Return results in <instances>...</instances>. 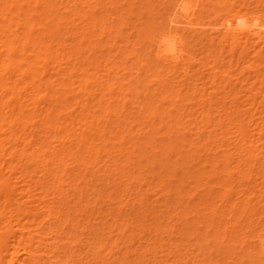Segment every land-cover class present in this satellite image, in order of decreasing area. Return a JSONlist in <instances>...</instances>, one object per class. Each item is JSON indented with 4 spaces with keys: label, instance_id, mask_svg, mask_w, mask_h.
I'll use <instances>...</instances> for the list:
<instances>
[{
    "label": "rangeland",
    "instance_id": "1",
    "mask_svg": "<svg viewBox=\"0 0 264 264\" xmlns=\"http://www.w3.org/2000/svg\"><path fill=\"white\" fill-rule=\"evenodd\" d=\"M9 1L14 9L5 10L8 3L0 7V62H12L16 71L0 72V80L8 86L21 82L14 97L22 110L13 112L23 111L20 120L28 123L8 125L9 114L2 121L7 135L0 137V148L2 144L14 157L5 154L0 166L3 178L15 188L10 186L14 200L8 199L6 212L0 211L5 217L0 215V229L8 222L17 229L13 225L19 221L22 231L37 232L44 221L42 231L55 230V236L50 245L36 247L42 257L52 253L55 264H264V33L243 42L248 31L264 29V0H195L199 5L192 0L196 21L189 25L184 16H174L176 0H30L20 16L16 10L24 0ZM27 21L34 25L30 33ZM91 24L98 26L90 28ZM151 24L154 31L148 29ZM167 25L187 35L189 48L183 59L189 65L158 61L155 35ZM25 28L29 44L22 48L21 42L11 40ZM44 44L50 51L40 49ZM11 45L16 47L13 56ZM16 59L27 65L23 69L31 65L35 76L21 77ZM43 84L51 87L45 90ZM65 96L66 104L60 102ZM8 103L5 112L12 110ZM52 125L64 133L51 131ZM37 142L47 154L42 148L35 151ZM80 143L84 146L79 150ZM40 199L43 209L36 206ZM8 209L32 210L35 216L31 212L20 217L14 211L15 216L10 215Z\"/></svg>",
    "mask_w": 264,
    "mask_h": 264
},
{
    "label": "bare ground",
    "instance_id": "2",
    "mask_svg": "<svg viewBox=\"0 0 264 264\" xmlns=\"http://www.w3.org/2000/svg\"><path fill=\"white\" fill-rule=\"evenodd\" d=\"M34 1V0H33ZM101 1V0H100ZM174 2H175V0H173ZM192 0H176V2L174 3V6H173V9H174V16H184V18L187 20H185L186 22H187V24L189 25V24H191L190 22H192V21H194L195 19V17L194 18H192L194 15V13H193V7H194V3L192 4L193 5V7L192 8H190L192 5H191V2ZM195 1V0H194ZM219 1H221V0H219ZM24 4H20V7L18 8V11L16 10V12L18 13L17 15H19L20 16V14H21V12L22 11H24L25 10V8H26V6L27 5H30V3H31V1L30 0H27V2L24 0ZM29 2V3H28ZM36 2V1H35ZM262 2H264V1H262ZM4 3H12V1H9V0H6V1H4V2H0V7H1V5H3ZM27 3V4H26ZM62 3V2H61ZM97 3H98V1H97ZM209 3V2H208ZM219 3V2H218ZM217 3V4H218ZM9 4V6L8 7H6L5 8V10L7 9V10H11V9H14L15 8V6L14 5H10ZM197 3H196V1H195V5H196ZM207 4V3H206ZM206 4H205V7H206ZM221 4V3H220ZM224 4H225V2H224ZM62 5V4H61ZM197 5H199V2H198V4ZM261 5V4H260ZM204 6V5H203ZM215 6V5H214ZM58 7V6H57ZM216 7V6H215ZM217 7H219V6H217ZM216 7V8H217ZM224 7H226V6H224ZM27 8H28V6H27ZM198 8V7H197ZM197 8H195V9H197ZM203 8V7H202ZM207 8H208V6H207ZM220 8V7H219ZM221 8H223V6L221 7ZM262 8V7H261ZM58 9V8H57ZM209 9V8H208ZM215 9V8H214ZM258 9V8H257ZM1 10V9H0ZM5 10H2V11H5ZM28 10H30V9H28ZM74 10H76V9H74ZM102 10V9H101ZM199 10V9H198ZM201 10H203V9H201ZM200 10V11H201ZM211 10V9H210ZM262 10V9H261ZM33 11V10H32ZM54 11V10H53ZM107 11H109V10H107ZM161 11V10H160ZM205 11H207V10H205ZM262 11H264V10H262ZM57 13H58V10L56 11ZM72 12V11H71ZM169 12H171V11H169ZM199 12V11H198ZM27 13V12H26ZM44 13V12H43ZM46 13V12H45ZM44 13V14H45ZM51 13V12H50ZM56 13V14H57ZM200 13H202V12H200ZM200 13H199V15H200ZM204 13V12H203ZM206 14H207V12H205ZM93 14H95V13H93ZM168 14V13H167ZM173 13L171 12L170 13V17H173L174 19H178L177 17L175 18L173 15H172ZM96 15V14H95ZM209 15V14H208ZM18 16V17H19ZM58 16V15H57ZM94 16V15H93ZM104 16V15H103ZM262 16V15H261ZM261 16H259V18H261ZM48 17V16H47ZM96 17V16H95ZM168 17V16H167ZM255 17V16H254ZM172 18V19H173ZM49 19V18H48ZM52 19H54V18H52ZM52 19H51V21H52ZM97 19V18H96ZM173 19V20H174ZM193 19V20H192ZM255 19V18H254ZM73 20V19H72ZM88 20V19H87ZM94 20V19H93ZM151 20V19H150ZM192 20V21H191ZM26 20H24V22H25ZM50 21V20H49ZM98 22L99 21H101V20H97ZM148 21V20H147ZM160 21V20H159ZM158 21V22H159ZM179 21V20H178ZM184 21V20H183ZM196 21V20H195ZM153 22V21H152ZM156 23V24H158V26L159 25H162V22L159 24V23ZM173 23L175 22V21H172ZM172 22H171V24H172ZM212 22V21H211ZM3 23L5 24H7V20H3ZM54 23V22H53ZM154 23V22H153ZM193 23V22H192ZM49 24V26H50V23H48ZM101 24V23H100ZM170 24V23H169ZM171 24H170V26H171ZM175 24V23H174ZM174 24H172V25H174ZM203 24H206V23H203ZM58 25V24H57ZM92 25V24H91ZM95 25V26H94ZM207 25H209V24H207ZM9 26H10V24H9ZM15 26L16 27H18L16 30H14L15 32H17L18 31V29H19V27L21 26L20 25V21L19 22H16L15 23ZM26 26H27V29H28V32L30 33V32H32V28H33V23H31V22H29V21H27V24H26ZM48 26V27H49ZM56 26V25H55ZM96 26H98V24H93L90 28H93V27H96ZM157 26V27H158ZM168 26V27H167ZM166 27H167V29H162L161 28V30L159 29V32L157 31V34L155 35V39L156 40H154L153 39V36H152V39L155 41V45H154V48H155V52H156V57L158 58V61L159 60H162L163 62H164V60L166 61V62H169V63H172V61H175V62H179V61H181V63L183 64L182 66L184 67V65H189V64H185V62H184V59L186 58L185 57V53L187 52V49L189 48L188 46H187V41H189V39L188 40H186V39H184V37L185 38H188L187 37V35H183V34H180V33H178V29H172V28H174V26L173 27H169V25H167ZM261 26H262V24H261ZM53 28H54V24H53V26H52ZM51 27V28H52ZM88 27V26H87ZM155 27V26H154ZM165 27V28H166ZM258 27V26H257ZM52 28V29H53ZM89 28V29H90ZM106 28V27H105ZM176 28V27H175ZM1 29V28H0ZM55 29V28H54ZM53 29V30H54ZM102 29V28H101ZM148 29H149V31H151L150 29H153V31H154V28H153V26H152V24L151 25H149L148 26ZM148 29H147V31H146V29L144 30V31H146V32H148ZM158 28H156L155 30H157ZM50 30V29H49ZM51 30L52 31V33H50L49 34V36L51 35V34H53L54 33V31L56 30ZM62 30H64V29H62ZM100 30V29H99ZM107 30V29H106ZM180 31H182L181 29H179ZM42 31V30H41ZM97 31V30H96ZM105 31V30H104ZM43 32H44V30H43ZM45 32H46V29H45ZM90 32H91V30H90ZM100 32H102V31H100ZM185 32V31H184ZM183 32V33H184ZM207 32V31H206ZM205 32V33H206ZM23 33H26V35H27V31H26V28H25V31L23 30L20 34H15L14 35V37H15V39L14 38H12V35H9V37H7V38H12V43L13 44H15V43H19V42H21L22 43V48H25V46H26V44L28 45L29 44V36H26L25 34V36H23ZM84 33V32H83ZM152 33H154V32H152ZM191 33V32H190ZM189 33V34H190ZM196 33V32H195ZM198 33V32H197ZM248 34H250V35H247L246 36V34L245 33H243L242 35H241V37H244V36H246L244 39H245V41H243L244 43H249L250 41H251V39L253 38V35H257V36H259V35H261V33H264V29H260V31L258 30V28H254V29H252V30H250V31H248L247 32ZM85 34V33H84ZM88 34V33H87ZM101 34V33H100ZM150 34V33H149ZM187 34V33H186ZM89 35V34H88ZM87 35V36H88ZM183 35V36H182ZM199 35V34H198ZM84 36V35H83ZM51 37L52 36H50V39H51ZM7 38H6V40H7ZM44 38V37H43ZM194 38H196L195 36H193L191 39L192 40H194ZM203 38V37H202ZM201 38V39H202ZM197 39V38H196ZM200 39V40H201ZM203 39H205V38H203ZM203 39H202V41H203ZM243 39V40H244ZM18 42H17V41ZM48 40V39H47ZM199 40V39H198ZM212 40V39H211ZM250 40V41H249ZM149 41V40H148ZM211 42V41H210ZM47 43V42H46ZM190 43V42H189ZM154 44V43H153ZM213 44V43H212ZM44 45H46V44H44ZM12 46V45H11ZM11 46L9 47V49H8V51H11V54H10V56H13L14 54H12V51H16V47H13V48H11ZM16 46V45H15ZM186 47H188L187 49H186ZM39 48V47H38ZM40 49H42V51H44V52H46V51H50V49H51V46H49V45H46V46H44V47H42V46H40ZM88 49V48H87ZM90 49V48H89ZM193 49V48H192ZM87 51V50H86ZM89 51V50H88ZM243 52V51H242ZM137 53V52H136ZM189 53V52H188ZM249 53V52H248ZM47 54V53H46ZM138 54V53H137ZM138 55H140V54H138ZM190 55V54H189ZM244 55V52L242 53V56ZM248 55V54H247ZM185 57V58H184ZM184 58V59H183ZM153 59H154V57H153ZM152 59V60H153ZM188 59V58H187ZM189 60V59H188ZM140 61V60H139ZM183 61V62H182ZM14 62H16V64L20 67L21 66V70L19 71V74L21 75V77H27V76H29L28 78H30V77H32V75L33 76H35V72L34 71H32V69H33V67L31 66H29V68H26V69H23L22 67L23 66H26L27 67V65L26 64H24V63H22L19 59H16V60H14ZM19 62V63H18ZM142 62V61H141ZM158 63V62H157ZM190 63H191V61H190ZM95 64V63H94ZM150 64V63H149ZM148 64V65H149ZM173 64H175V63H173ZM178 64V63H177ZM180 64V63H179ZM14 65L15 64H13L12 62H7V60L6 59H4L3 61H1L0 62V72H4V71H13L14 73H15V71H16V69L14 68ZM96 65V64H95ZM146 65V64H145ZM169 65H171V64H169ZM176 65V64H175ZM143 66V65H142ZM11 67V68H10ZM173 67V66H172ZM176 67V66H175ZM177 67H178V65H177ZM176 67V68H177ZM183 67H182V70H183ZM255 67H256V65H255ZM142 68V67H141ZM159 68L160 69H157L158 70V72H159V70H163V69H161V67L159 66ZM174 68V67H173ZM179 68V67H178ZM155 69V68H154ZM181 69V68H180ZM185 69V68H184ZM187 69V68H186ZM185 69V70H186ZM260 69V68H259ZM148 70V69H147ZM179 70V69H178ZM184 70V71H185ZM262 70H264V69H262ZM154 71V73H155V70H153ZM152 71V72H153ZM166 71V70H165ZM184 71L182 72L181 71V74L183 73V76H185V74H184ZM188 71V70H187ZM108 73V72H107ZM159 73H161L162 74V72L160 71ZM163 73H165V72H163ZM169 73H170V71H169ZM169 73H166V74H169ZM186 73H188V72H186ZM10 74V73H9ZM144 75V74H143ZM147 75V74H146ZM165 74H163V76H164ZM180 75V74H179ZM44 76V75H43ZM110 76H111V74H110ZM142 76V75H141ZM168 76V75H167ZM187 76H189L188 74H187ZM187 76H185V77H187ZM108 78H109V74H108V76H107ZM143 77V76H142ZM144 77H145V75H144ZM250 77H251V75H250ZM166 79H167V77H165ZM164 78V79H165ZM200 78V77H199ZM210 78V77H209ZM248 78V77H247ZM7 79L9 80L10 79V77L8 76L7 77ZM33 79V78H32ZM42 79V78H41ZM40 79V80H41ZM111 79V78H110ZM134 79V78H133ZM163 79V78H162ZM164 79H163V81H164ZM165 79V81H167ZM187 79H190L189 77H187ZM3 80V79H2ZM43 80V79H42ZM5 81V80H4ZM1 82V80H0V82H1V86H2V88H5V91H6V95H3V96H1L0 95V137H1V139H2V136H4V135H7L2 129H3V127H4V125H6V124H4L3 125V123H2V121H4L5 119H7V117H6V114H9V115H7L8 116V122H7V124L8 125H12V122H13V125H19V124H21L20 122H24V123H26L27 121H22V120H20L21 118H22V116L24 115L25 116V114H23L22 112L23 111H18V112H13V111H16V108H18V105L20 104V102L19 103H17V99L14 97V95L16 94V92H15V89L18 87L17 86V84L19 85V84H21V82H17V83H14V82H11L10 83V85L11 86H8V83L7 82ZM10 81V80H9ZM18 81V80H17ZM79 81V80H78ZM216 81V80H215ZM33 82L35 83V82H37V81H35V79L33 80ZM81 82V81H80ZM100 82V81H99ZM103 82V81H102ZM167 82H169V80L167 81ZM15 85H14V84ZM42 83H44L43 81L41 82V85H42ZM103 83H105V82H103ZM102 83V84H103ZM166 82H164V84H165ZM195 83V82H194ZM45 84H47V83H45ZM45 84H43L44 85V87H45ZM102 84H101V86H102ZM66 85H67V83H66ZM106 85V84H105ZM123 85V84H122ZM174 85V84H173ZM214 85V84H213ZM8 86V87H7ZM14 86V87H13ZM27 86V85H26ZM40 86V85H39ZM47 86V85H46ZM49 86V85H48ZM47 86V87H48ZM62 86V85H61ZM104 86V85H103ZM102 86V87H103ZM164 86H166V84L164 85ZM176 86H178V85H176ZM13 87V88H12ZM43 87V86H42ZM47 87H45V90H46V88ZM51 86H49L48 87V89L50 88ZM63 87H64V85H63ZM68 87V86H67ZM100 87V86H99ZM162 87V86H161ZM31 89H33V87L31 88ZM64 89V88H63ZM63 89H61V90H63ZM167 89V88H166ZM16 90H18V89H16ZM60 90V91H61ZM97 90V89H96ZM103 90V89H102ZM105 90V89H104ZM124 90H125V88H124ZM162 90H163V88H162ZM67 91V90H66ZM65 91V92H66ZM101 91V90H100ZM177 91V90H176ZM196 91V90H195ZM32 92V94H33V92L34 91H31ZM68 92V91H67ZM125 92V91H124ZM164 92V91H163ZM202 92V91H201ZM15 93V94H14ZM59 93V92H58ZM112 93V92H111ZM126 93V92H125ZM53 94L54 95H56V92L54 93L53 92ZM59 94H61V92L59 93ZM106 94H110V93H106ZM206 94V93H205ZM211 94V93H210ZM97 95V94H96ZM216 95V94H215ZM58 96H60V95H58ZM7 98V101H5V102H2L1 100L2 99H4V98ZM148 97V96H147ZM57 98V97H56ZM224 98V97H223ZM57 99H59V97L57 98ZM56 99V100H57ZM61 99V98H60ZM210 99V98H209ZM12 100V101H11ZM62 100V101H61ZM60 100V102H63L64 104H66V100H67V98H66V96L65 97H62V99ZM218 100V99H217ZM12 102V104H13V107H12V110H10V111H6L5 112V108L6 107H4L5 105H4V103L8 106V102ZM19 101V100H18ZM58 102V101H57ZM261 103H264V101H261ZM16 104H18L17 105V107H16ZM62 103H60V105H61ZM87 104H89V103H87ZM253 104V103H252ZM10 105H11V103H10ZM21 105V104H20ZM63 105V104H62ZM85 105V104H84ZM210 105V104H209ZM262 105V104H261ZM12 106V105H11ZM22 106V105H21ZM63 106H65V105H63ZM207 106V105H206ZM85 107H86V105H85ZM204 107H205V105H204ZM48 108V107H47ZM47 108H46V110H45V112H47L48 110H50V109H48L47 110ZM82 108V107H81ZM88 108V107H87ZM117 108V107H116ZM18 109H21V107L20 108H18ZM83 109V108H82ZM84 109H86V108H84ZM83 109V110H84ZM232 109V108H231ZM1 110H3L4 111V113H3V111H1ZM22 110V109H21ZM88 110V109H87ZM234 110V109H233ZM144 111V110H143ZM10 112H11V114H12V112L13 113H15V114H10ZM22 113V114H21ZM41 113H43V112H41ZM82 113V112H81ZM234 113V112H233ZM45 114V113H44ZM49 114H51V113H47V115H49ZM53 114V113H52ZM4 115H5V117H4ZM11 115V116H10ZM16 115V116H15ZM22 115V116H21ZM79 115H80V113H79ZM84 115V114H83ZM86 115V114H85ZM84 115V117L86 118V116ZM88 115V114H87ZM99 115V114H98ZM233 115V114H232ZM24 116H23V118H24ZM44 116V115H43ZM50 116V115H49ZM48 116V117H49ZM89 117H90V115H88ZM21 117V118H20ZM46 117V116H45ZM67 118H68V116H66ZM83 117V118H84ZM88 117V118H89ZM198 117V116H197ZM200 117V116H199ZM207 117V116H206ZM236 117V116H235ZM5 118V119H4ZM22 118V119H23ZM51 118V117H50ZM57 118H59V117H57ZM61 118V117H60ZM59 118V119H60ZM65 118V117H64ZM98 118V117H97ZM208 118V117H207ZM3 119V120H2ZM45 119L46 118H43V120L45 121ZM56 119V118H55ZM53 120V122H54V119H52ZM61 120V119H60ZM89 120H90V118H89ZM197 120V119H196ZM12 121V122H11ZM46 121H47V119H46ZM51 121V120H50ZM66 121V120H65ZM67 121H68V119H67ZM91 121V120H90ZM96 121V120H95ZM199 121V120H198ZM202 121V120H201ZM49 122V121H48ZM52 122V121H51ZM61 122V121H60ZM59 122V123H60ZM23 123V124H24ZM28 123V122H27ZM47 123V122H46ZM62 123V122H61ZM88 122H86V124H87ZM50 124V123H49ZM53 124V123H52ZM64 124V123H63ZM65 124H67V125H69L68 124V122L67 123H65ZM65 124L64 125H62L61 124V126H65ZM198 124V123H197ZM196 124V125H197ZM29 125V124H28ZM34 125V124H33ZM42 125V124H41ZM85 125V124H84ZM169 125V124H168ZM43 126V125H42ZM58 125H56V127H57ZM99 126V125H98ZM166 126V125H165ZM207 126V125H206ZM50 127H53V125L52 126H50ZM49 127V128H50ZM54 127H55V125H54ZM51 128L50 130L51 131H53V129H56V130H58L59 132H63L64 133V131H62L61 130V127H57V128ZM67 127V129H68V126H65V128ZM92 127V126H91ZM63 128V127H62ZM200 129H201V127H200ZM63 130H64V128H63ZM203 130V129H202ZM49 131V130H48ZM66 132V131H65ZM18 132H16L14 135H16ZM50 133V132H49ZM57 133V132H56ZM62 133V134H63ZM54 134V133H53ZM68 134V133H67ZM44 135V134H43ZM57 135V134H56ZM215 135V134H214ZM61 136V135H60ZM63 136V135H62ZM93 136V135H92ZM9 137H12V133L10 134V136ZM8 136H5L4 138H9ZM15 137V136H14ZM27 137V136H26ZM42 137V136H41ZM45 137V136H44ZM65 137V136H64ZM83 137V136H82ZM21 138V137H20ZM40 138V137H39ZM1 139H0V142H2L1 141ZM10 139V138H9ZM8 139V140H9ZM13 139V138H12ZM42 139V138H41ZM57 139H58V137H57ZM66 139V138H65ZM78 139V138H77ZM87 139V138H86ZM20 140V139H19ZM23 140V139H22ZM26 140V139H25ZM38 140V139H37ZM62 140V139H61ZM68 140V139H67ZM142 140V139H141ZM4 141H5V139H4ZM28 141L29 140H27V142L26 141H24V143H23V146H25V144L26 143H28ZM58 141V140H57ZM64 141V140H63ZM66 141V140H65ZM77 141H80V140H77ZM83 141H84V139H83ZM6 142V141H5ZM8 142V141H7ZM26 142V143H25ZM35 142V140L33 141V143ZM38 142H39V140H38ZM37 142V143H38ZM42 142V141H41ZM45 141H43L42 143H44ZM17 143H18V140H17ZM31 142H29L28 144H30ZM36 143V142H35ZM40 143V142H39ZM39 143L37 144L38 145V148H39V146L41 145H39ZM68 143V142H67ZM76 143L77 142H75V145H76ZM86 143V142H85ZM28 144H26V147H28ZM60 144H64V143H60ZM83 144H84V142H83ZM82 144V145H83ZM210 144V143H209ZM232 144V143H231ZM32 146H33V144H31ZM30 145V146H31ZM36 145V146H37ZM43 145H45V143L43 144ZM49 145V144H48ZM65 145V144H64ZM80 146H79V150L80 149H82V145H81V143L79 144ZM85 145V144H84ZM83 145V146H84ZM36 146H34L33 148H35ZM88 146V145H87ZM86 146V147H87ZM91 146H93V145H91ZM1 147L2 148H0V159L2 158H4L3 156L6 154V152H7V150L5 149L6 147H4V146H2V144H1ZM4 147V148H3ZM44 147V146H43ZM48 147V146H47ZM81 147V148H80ZM37 148V150H35V151H37L38 152V150L39 151H41L42 149L44 150V148H42L41 146H40V148L38 149ZM42 148V149H41ZM46 148V147H45ZM66 148H68V147H66ZM93 148V147H92ZM41 149V150H40ZM64 149H65V147H64ZM88 149H89V147H88ZM91 149V148H90ZM22 150L23 149H21V152H22ZM25 150V149H24ZM34 150V149H33ZM42 150V151H43ZM85 149L83 148V150H81V151H84ZM87 150V149H86ZM20 151V150H19ZM18 151V152H19ZM26 151V150H25ZM45 151V150H44ZM49 151H50V149H49ZM59 151H63V150H59ZM66 151H68V150H66ZM66 151H64V152H66ZM89 151H91V150H89ZM3 152V153H2ZM16 152V151H15ZM24 152V151H23ZM56 152V151H55ZM78 152V151H77ZM8 153H9V151H8ZM10 153H12V152H10ZM33 154L34 153H36V152H32ZM38 153H40V152H38ZM44 153V152H43ZM45 153H46V151H45ZM54 153V152H53ZM17 154L18 153H16V157H18L17 156ZM21 154V153H20ZM47 154V153H46ZM46 154H44V155H46ZM57 154V153H56ZM81 154V153H80ZM32 155V154H31ZM30 154H29V156H31ZM43 155V154H42ZM66 155H68V154H66ZM6 156H8V157H10L11 158V160H12V158L14 157V155H7L6 154ZM20 156V155H19ZM22 156V155H21ZM33 156V155H32ZM32 156H31V158H32ZM39 156H41L40 154H39ZM39 156H37L36 155V157H37V159L39 158ZM51 156H53V155H51ZM55 156V155H54ZM81 156V155H80ZM79 156V157H80ZM129 156V155H128ZM132 156V155H131ZM130 156V157H131ZM28 157V156H27ZM35 157V156H34ZM44 157V156H43ZM50 157V156H49ZM160 157V156H159ZM179 157V156H178ZM200 157V156H199ZM6 159V158H5ZM3 160V161H5V162H3L4 163V165L3 166H5V163H7L6 162V160ZM20 159V158H19ZM24 159V158H23ZM26 159V158H25ZM36 159V160H37ZM50 159V158H49ZM55 159V158H54ZM56 159H57V157H56ZM172 159V158H171ZM249 159H251V158H249ZM22 160V159H21ZM34 160H35V158H34ZM35 160V161H36ZM53 160V159H52ZM58 160H59V157H58ZM7 161H8V158H7ZM49 161H51V160H49ZM56 161V160H55ZM169 161V160H168ZM168 161H166V163L165 164H167V162ZM242 161V160H241ZM57 162V161H56ZM62 162V161H61ZM59 163V162H58ZM57 163V164H58ZM130 163V162H129ZM162 163V162H161ZM160 163V164H161ZM174 163V162H173ZM11 164V163H10ZM51 164V163H50ZM152 164V163H151ZM175 164V163H174ZM173 164V165H174ZM7 165V164H6ZM53 165H54V163H53ZM60 165V164H59ZM163 165V164H162ZM52 166V165H51ZM64 166H66L65 164H64ZM63 166V167H64ZM10 167V166H9ZM43 167V166H42ZM46 167V166H45ZM54 167V166H53ZM56 167H57V165H56ZM56 167H54V170H59L60 169V167L58 168L57 167V169H55ZM170 167H171V165H170ZM40 168V167H39ZM48 168V167H47ZM11 169H13L12 168V166H11ZM21 169V168H20ZM42 169V168H41ZM45 169V168H44ZM49 170H50V168H48ZM62 169V168H61ZM65 169V168H64ZM3 167L2 166H0V211L1 212H3V209L5 210V212H6V206L9 204V200L8 199H10V200H12L13 199V197H10V192L12 191V187L10 188V186H13V185H10L11 183H9V185H8V182H7V180H6V178H3V176H2V174H3ZM40 170V169H39ZM46 170V169H45ZM34 171V170H33ZM43 171V170H42ZM61 171V170H60ZM25 172V171H24ZM24 172H22V173H24ZM48 173V172H47ZM46 173V174H47ZM51 173V172H50ZM53 173V172H52ZM61 173H63V172H61ZM61 173H58V174H61ZM45 174V175H46ZM4 175V174H3ZM32 175V174H31ZM43 175V174H42ZM41 175V176H42ZM56 175V174H55ZM62 175V174H61ZM67 175H68V173L65 175L66 177H67ZM11 176V175H10ZM35 176V175H34ZM52 176H53V174H52ZM57 176V175H56ZM59 176V175H58ZM6 177V176H5ZM44 177H46V176H44ZM51 177V176H50ZM62 177V176H61ZM37 178H39L40 179V175L37 177ZM49 178V177H48ZM47 178V179H48ZM52 178V177H51ZM54 178V177H53ZM52 178V179H53ZM58 179H60L59 177H57ZM70 178V177H69ZM24 179V178H23ZM58 179H56L57 181H58ZM65 179V178H64ZM13 180V179H12ZM14 181H21V178H20V180H14ZM37 181H39V180H37ZM42 181H43V179H42ZM36 182V181H35ZM40 182V181H39ZM44 182V181H43ZM60 182V181H59ZM59 182H56V183H59ZM54 183V182H53ZM26 184V183H25ZM36 184H37V182H36ZM60 184H61V182H60ZM19 185V184H18ZM24 185V184H23ZM52 185V184H51ZM57 186H58V184H56ZM61 185H63V184H61ZM15 186V185H14ZM13 186V187H14ZM19 186H21V185H19ZM25 186H27V184L25 185ZM39 186V185H38ZM53 186H55V184L53 185ZM52 186V187H53ZM56 186V187H57ZM40 187H41V184H40ZM15 188V187H14ZM23 188H25V187H23ZM29 188V187H28ZM54 188V187H53ZM10 189H11V191H10ZM45 189V188H44ZM22 190V189H21ZM43 190V189H42ZM54 190H56V189H54ZM29 190H26V192H28ZM31 191V190H30ZM88 191V190H87ZM13 192V191H12ZM19 192V191H18ZM22 194H23V196L25 197V195H24V192H22V191H20ZM25 192V193H26ZM41 192V191H40ZM45 192H46V190H45ZM52 192H53V190H51V194H52ZM61 192V191H60ZM93 192V191H92ZM21 193H19V194H21ZM59 193V192H58ZM57 192H56V194H58ZM8 194H9V197L10 198H8ZM14 194H15V192H14ZM55 194V193H54ZM54 194H53V196H54ZM56 194H55V197L54 198H56ZM11 195H13V194H11ZM45 195H47V194H45ZM61 195V194H60ZM59 195V196H60ZM94 195H96V192L94 193ZM19 196V195H18ZM26 196H28V194L26 195ZM40 196V195H39ZM39 196H38V198H39ZM93 196V195H92ZM20 197H21V195H20ZM20 197H18V198H20ZM23 197V198H24ZM30 197H31V195H30ZM63 197V196H62ZM22 198V199H23ZM82 198V197H81ZM16 199V198H15ZM21 199V200H22ZM27 199V198H26ZM26 199H24L25 201H28V200H26ZM31 199V198H30ZM63 199V198H62ZM94 199V198H93ZM14 200V199H13ZM12 200V201H13ZM41 200V199H40ZM39 200V201H40ZM51 200V203H53L52 202V199H50ZM50 200H47V201H50ZM54 200V199H53ZM115 200H116V198H115ZM24 201V202H25ZM66 201V200H65ZM91 201V200H90ZM23 202V203H24ZM29 202V201H28ZM44 201H40L39 203V205H36V206H40L41 204L43 205L44 203H43ZM55 202V201H54ZM36 204H38V203H36ZM48 204H50V202H48ZM64 204V203H63ZM41 205V206H42ZM66 205V204H65ZM9 206V205H8ZM31 206V205H30ZM40 206V208H42L43 209V207H41ZM50 206H52V205H50ZM57 206V205H56ZM31 207H33V206H31ZM46 207H48L47 205H46ZM58 207V206H57ZM92 207V206H91ZM15 208V207H14ZM14 208H12V209H14ZM34 208H35V205H34ZM40 208H38V207H36L35 208V210H39ZM93 208V207H92ZM18 209V208H17ZM31 209V208H30ZM58 209V208H57ZM89 209V208H88ZM9 210H11V209H8V211ZM15 210H16V208H15ZM23 211H25L24 213L22 212L21 213V211H14V210H11L12 212H8V213H10V215L11 214H13V211H14V213H16V212H20L21 214H17V215H22V214H24V215H27V214H29L30 215V213L32 212V210L30 211V212H27L25 209H22ZM34 210V209H33ZM54 210V209H53ZM52 210V211H53ZM56 210V209H55ZM77 210V209H76ZM75 210V211H76ZM86 210V209H85ZM91 210V209H90ZM138 210V209H137ZM254 210V209H253ZM256 210V209H255ZM40 211H42V210H40ZM51 211V212H52ZM93 211V210H92ZM0 212V213H1ZM4 212V213H5ZM36 212V211H35ZM39 212V211H38ZM56 212H58L57 210H56ZM66 212V211H65ZM27 213V214H26ZM37 213V212H36ZM60 213V212H59ZM95 213V212H94ZM3 214V213H2ZM7 214V213H6ZM32 214V217H34L35 215L33 214V212L31 213ZM39 214H40V212H39ZM42 214V213H41ZM83 214H84V212H83ZM89 214H91V212L89 213ZM251 214V213H250ZM1 215V214H0ZM3 215H5V214H3ZM9 215V214H8ZM14 215V214H13ZM49 215H50V213L48 214L47 213V216L49 217ZM55 215V214H54ZM53 215V216H54ZM82 215V214H81ZM85 215V214H84ZM94 215V214H93ZM136 215V214H135ZM140 215V214H139ZM138 215V216H139ZM243 215H245V213L243 214ZM253 215V214H252ZM2 216V215H1ZM15 216V215H14ZM69 215H67V217H68ZM137 216V215H136ZM141 216V215H140ZM3 218H5L4 216H2ZM17 217V216H16ZM20 217H22V216H20ZM51 217V216H50ZM65 217V216H64ZM1 218V217H0ZM10 220H11V218L14 220V217H12L11 216V218H10V216L8 217ZM27 218V217H26ZM29 218H31L30 216H29ZM47 218V217H46ZM58 217L57 216H55V218L54 219H57ZM60 218V217H59ZM18 219V218H17ZM24 219V218H23ZM38 219V218H37ZM49 220H51L52 221V223L51 224H53V221L54 220H52V218L50 219V218H48ZM47 219V221L49 222V220ZM67 219V218H66ZM85 219V218H84ZM6 219H4V221H5ZM81 220V219H80ZM89 220V219H88ZM4 221H2V222H4ZM7 222L9 221L8 219L6 220ZM26 221V220H25ZM28 221V220H27ZM31 221V222H30ZM36 221H38V220H36ZM57 221H59V220H57ZM79 221V220H78ZM7 222H5V223H7ZM14 222H16V223H14ZM13 223L15 224V225H13V226H16L15 228H17V229H14V228H12V223H10V222H8L7 224H5V225H3V224H1L2 226H3V228L2 229H5L6 227H8V228H6L5 230H2V229H0V264H55L52 260H54L55 259V257L53 258V256L51 255L52 253H50V254H48V255H50V256H46L45 254H44V256H46V257H42V253L40 254H38V247H41V246H43V245H46V244H49L50 245V241L49 240H52L51 238L53 237V236H55V235H52V232L53 231H55V230H48V233H46V232H43L42 230H43V228H42V226H43V224L41 223V228H38L37 229V232H36V230H33V231H31V230H28L29 228H28V226L30 225L29 224V222L32 224L33 222H32V218L29 220V222H27L28 223V225H27V230L26 231H22L23 230V225H21V224H19V221H14ZM22 222V221H21ZM71 222V221H70ZM86 222V221H85ZM26 223V222H25ZM26 223V224H27ZM38 223V222H37ZM50 223V222H49ZM83 223V222H82ZM24 224V223H23ZM36 224V223H35ZM46 224V223H45ZM76 224V223H75ZM38 225V224H37ZM36 225V226H37ZM71 225H72V223H71ZM4 226H6V227H4ZM11 226V227H10ZM50 226V225H49ZM53 226H54V224H53ZM140 226V225H139ZM20 227H22V228H20ZM31 227V226H30ZM35 227V226H34ZM50 227H52V226H50ZM76 227H77V225H76ZM112 227H113V225H112ZM141 227V226H140ZM140 227H138V228H140ZM145 227V226H144ZM32 228V227H31ZM55 228H56V226H55ZM61 228H62V226H61ZM143 228V227H142ZM15 230L14 232L12 231V230ZM54 229V228H53ZM58 229V228H57ZM153 229H154V227H153ZM156 229V228H155ZM2 230V231H1ZM24 230H25V228H24ZM140 230H141V228H140ZM157 230V229H156ZM18 231V233H21V235H19L18 233V235L19 236H17V234L15 235L14 233H16ZM71 231H73V229L71 230ZM151 231H153V230H151ZM34 232V234H32ZM139 232H141V231H139ZM154 232V231H153ZM54 234V233H53ZM57 235H58V233H57ZM259 237V236H258ZM260 237H261V235H260ZM38 238V239H37ZM12 239V240H11ZM34 239H37L36 241H37V243H35L34 241ZM261 239V238H260ZM259 239V240H260ZM8 240H10V241H8ZM48 240V241H47ZM55 239H53V241H54ZM257 240H258V238H257ZM256 240V241H257ZM259 240H258V242H259ZM33 241V242H32ZM52 242V241H51ZM42 244V245H37V244ZM53 243H55V242H53ZM58 243V242H57ZM260 244H261V242H259ZM258 243V244H259ZM59 244V243H58ZM262 244H264V243H262ZM35 245V246H34ZM36 245L38 246V247H36ZM52 245V244H51ZM48 246V245H47ZM47 246H46V248H47ZM37 248V250H36V248ZM50 247V246H49ZM44 249V248H43ZM42 249V250H43ZM62 249V248H61ZM47 250V249H46ZM58 250H59V248H58ZM50 251V250H49ZM51 251H53V250H51ZM50 251V252H51ZM63 251H64V249H63ZM40 252V251H39ZM44 252V251H43ZM37 253V254H36ZM55 253V252H54ZM47 254V253H46ZM57 254H58V252H57ZM56 254V255H57ZM65 254V253H64ZM127 254V253H126ZM23 257L24 256V258H20V257ZM55 256V255H54ZM3 257V258H2ZM61 257V256H60ZM2 258V259H1ZM43 258H45V260L43 261ZM52 258V259H51ZM64 258H65V256H64ZM155 262V261H154ZM63 263H65V262H63ZM155 264H158L157 262L155 263Z\"/></svg>",
    "mask_w": 264,
    "mask_h": 264
}]
</instances>
